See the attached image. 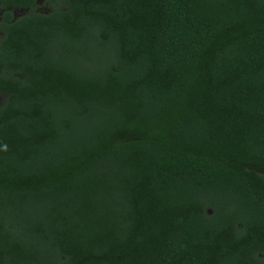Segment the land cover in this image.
<instances>
[{
    "label": "trees",
    "instance_id": "16d2710c",
    "mask_svg": "<svg viewBox=\"0 0 264 264\" xmlns=\"http://www.w3.org/2000/svg\"><path fill=\"white\" fill-rule=\"evenodd\" d=\"M0 10V264H264V0Z\"/></svg>",
    "mask_w": 264,
    "mask_h": 264
},
{
    "label": "clouds",
    "instance_id": "9594fccd",
    "mask_svg": "<svg viewBox=\"0 0 264 264\" xmlns=\"http://www.w3.org/2000/svg\"><path fill=\"white\" fill-rule=\"evenodd\" d=\"M3 149L6 151L7 150V145H4L3 146Z\"/></svg>",
    "mask_w": 264,
    "mask_h": 264
},
{
    "label": "rangeland",
    "instance_id": "374dc122",
    "mask_svg": "<svg viewBox=\"0 0 264 264\" xmlns=\"http://www.w3.org/2000/svg\"><path fill=\"white\" fill-rule=\"evenodd\" d=\"M46 8L44 5L42 6V9ZM0 15H1V10H0Z\"/></svg>",
    "mask_w": 264,
    "mask_h": 264
}]
</instances>
